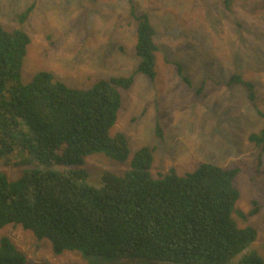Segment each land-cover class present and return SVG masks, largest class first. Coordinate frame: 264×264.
I'll use <instances>...</instances> for the list:
<instances>
[{
    "label": "trees",
    "instance_id": "trees-1",
    "mask_svg": "<svg viewBox=\"0 0 264 264\" xmlns=\"http://www.w3.org/2000/svg\"><path fill=\"white\" fill-rule=\"evenodd\" d=\"M135 17L140 58L135 70L100 78L87 88L68 86L45 69L24 80L30 37L0 23V159L16 157L12 166L19 172L15 179L0 172V228L19 226L48 240L54 256L73 252L85 264H127L119 259L132 257L150 261L139 264H264L257 251L246 250L256 228L238 223L255 209L244 213L237 207L236 168L203 162L183 174L171 167L153 177L151 149L131 152L123 132L110 133L122 90L134 75L156 76L155 31L147 15ZM176 65L182 74V64ZM221 82L242 85L254 104L252 81L234 72ZM257 112L264 117L263 110ZM156 132L162 135L159 125ZM248 139L264 150V126ZM95 154L127 162V170H100V184L93 186L84 163ZM26 260L8 236L0 237V264ZM34 264L55 263L38 259Z\"/></svg>",
    "mask_w": 264,
    "mask_h": 264
},
{
    "label": "rangeland",
    "instance_id": "rangeland-1",
    "mask_svg": "<svg viewBox=\"0 0 264 264\" xmlns=\"http://www.w3.org/2000/svg\"><path fill=\"white\" fill-rule=\"evenodd\" d=\"M26 8L31 9L19 18ZM133 13L147 15L155 31L156 76L134 75L122 90L110 133L123 132L131 152L151 149L153 177L171 167L183 174L203 162L236 168L237 207L244 213L255 209L238 219L239 225L257 230L246 250L264 259V150L248 139L264 126L257 112L264 111V0H233L229 5L225 0H0V23L7 30L21 28L30 37L22 78L45 69L76 88L135 70L140 58ZM176 63L182 64V74ZM234 72L254 83V104L242 85L217 83ZM158 125L162 135L156 132ZM15 159H0V172L10 179L19 175L12 166ZM84 164L91 173L87 181L96 187L100 170L121 174L128 167L104 154L90 156ZM2 236L25 253L24 264L38 259L86 263L73 252L54 256L48 240L19 226L0 228ZM119 260L150 263L133 257Z\"/></svg>",
    "mask_w": 264,
    "mask_h": 264
},
{
    "label": "bare ground",
    "instance_id": "bare-ground-1",
    "mask_svg": "<svg viewBox=\"0 0 264 264\" xmlns=\"http://www.w3.org/2000/svg\"><path fill=\"white\" fill-rule=\"evenodd\" d=\"M155 45H156V43H155ZM156 48H157V46H156ZM156 51V50H155ZM210 61V60H209ZM210 63H212L211 61H210Z\"/></svg>",
    "mask_w": 264,
    "mask_h": 264
},
{
    "label": "clouds",
    "instance_id": "clouds-1",
    "mask_svg": "<svg viewBox=\"0 0 264 264\" xmlns=\"http://www.w3.org/2000/svg\"><path fill=\"white\" fill-rule=\"evenodd\" d=\"M254 144V143H253ZM255 145V144H254ZM259 148V147H258ZM152 175V174H151Z\"/></svg>",
    "mask_w": 264,
    "mask_h": 264
}]
</instances>
